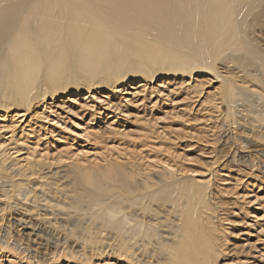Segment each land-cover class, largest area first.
<instances>
[{
	"label": "rangeland",
	"instance_id": "1",
	"mask_svg": "<svg viewBox=\"0 0 264 264\" xmlns=\"http://www.w3.org/2000/svg\"><path fill=\"white\" fill-rule=\"evenodd\" d=\"M30 1L0 0V264H163L191 214L212 264H264V67L32 49L22 97L6 45Z\"/></svg>",
	"mask_w": 264,
	"mask_h": 264
},
{
	"label": "bare ground",
	"instance_id": "2",
	"mask_svg": "<svg viewBox=\"0 0 264 264\" xmlns=\"http://www.w3.org/2000/svg\"><path fill=\"white\" fill-rule=\"evenodd\" d=\"M28 8L34 25L15 24L6 45L16 64L12 88L22 97L32 68L22 64L19 55L29 59L32 49L53 52L54 66L65 57L62 48L69 47L79 65L99 68V58L110 49L117 52L121 63L128 43L150 62H174L179 67L203 65L222 50L235 48L264 67V49L250 38L249 31L264 24V0H34ZM194 221L192 214L186 217L178 239L164 246L166 256L161 263L212 264L207 250L198 246ZM139 231L131 236L133 244L141 241ZM146 237L138 247L146 245Z\"/></svg>",
	"mask_w": 264,
	"mask_h": 264
}]
</instances>
